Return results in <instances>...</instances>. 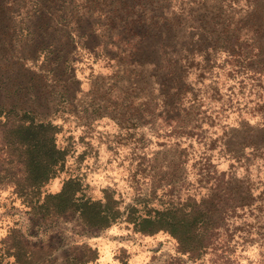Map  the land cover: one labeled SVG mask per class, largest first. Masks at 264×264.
<instances>
[{"label":"rangeland","instance_id":"obj_1","mask_svg":"<svg viewBox=\"0 0 264 264\" xmlns=\"http://www.w3.org/2000/svg\"><path fill=\"white\" fill-rule=\"evenodd\" d=\"M29 1L0 5V107L58 125L67 163L27 204L0 133L3 264L16 237L49 264H264V0H59L43 16ZM68 179L110 196L109 228L39 208ZM194 211L200 255L141 231L165 214L189 236Z\"/></svg>","mask_w":264,"mask_h":264},{"label":"trees","instance_id":"obj_2","mask_svg":"<svg viewBox=\"0 0 264 264\" xmlns=\"http://www.w3.org/2000/svg\"><path fill=\"white\" fill-rule=\"evenodd\" d=\"M4 1H0V5L3 8L6 6L3 3ZM58 1L30 0L28 3L37 7V10H39L36 11L43 16L42 13L53 11V4ZM8 3H11L12 7L17 8L14 11L15 13L26 7V0H8ZM34 17H36L35 14H30L29 16L30 19H34ZM21 20L23 26H25L27 24L24 21L25 19ZM36 24L37 20L34 25L35 28L37 27ZM48 24V22H45L43 27H47ZM26 26L29 27H26L27 29L25 30L31 33L33 31L32 26ZM3 115L4 119H2ZM0 133L4 145L9 151H13L10 154L12 156L11 163L15 160L17 164L23 167L22 177L17 179L14 193L17 197L26 201L27 204H38L42 197L40 189L49 181L57 178L66 167L67 151L57 145L60 127L52 122H36L29 117V113H24L20 117L12 109L4 110L0 107ZM80 191L78 184L73 179H68L59 193L46 195L43 204L39 208H45V210L54 215L75 212L79 214L80 219L87 226L102 229L109 228L120 215V211L112 207L110 196H106V205L104 206L101 200L93 201L84 196L78 197L77 195ZM191 215L195 217V223L191 224L188 229L189 236L179 235L178 233L179 230L186 227L185 224L178 222L177 225H173L170 221L166 223L165 214L143 219L140 223L141 231L147 234L168 231L178 241V252L183 255L197 256L210 248V244L195 238H189L197 230L198 224L203 222L200 212L194 211ZM202 225L204 226L205 223ZM173 228L176 229L174 230ZM16 238H18V243L9 248L6 256L14 258L13 264H49L51 254L50 252L48 253L46 248L31 249L23 242V237ZM4 258V256H0V264H3ZM87 263L88 261L85 263L80 262V264Z\"/></svg>","mask_w":264,"mask_h":264}]
</instances>
